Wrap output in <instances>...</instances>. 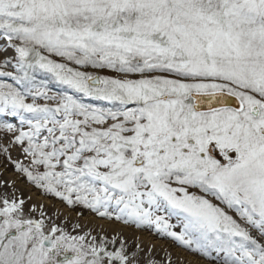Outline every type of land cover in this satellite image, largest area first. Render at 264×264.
I'll list each match as a JSON object with an SVG mask.
<instances>
[{
  "label": "snow or ice",
  "instance_id": "obj_1",
  "mask_svg": "<svg viewBox=\"0 0 264 264\" xmlns=\"http://www.w3.org/2000/svg\"><path fill=\"white\" fill-rule=\"evenodd\" d=\"M0 61L28 183L214 264H264V0H0ZM79 227L0 191V264H138Z\"/></svg>",
  "mask_w": 264,
  "mask_h": 264
},
{
  "label": "rangeland",
  "instance_id": "obj_2",
  "mask_svg": "<svg viewBox=\"0 0 264 264\" xmlns=\"http://www.w3.org/2000/svg\"><path fill=\"white\" fill-rule=\"evenodd\" d=\"M2 62V61H0ZM7 70L11 71V68H8ZM8 82H11L10 80ZM52 91L53 92H60L62 89L59 86L52 85ZM14 139V135L12 133H5L3 131H0V146H8L10 149V156L11 160L7 158V155L3 152H0V191L4 192H16L17 195L22 196L26 199L28 203L27 198H33V199H39L40 203L35 204L37 206L43 205L45 210L47 211V214L51 216L57 224H66L68 228L71 230V228L74 225H79V229H77L80 232H92L93 235L100 234V235H106L103 231L99 230L97 228V225H82L81 221L85 219H91L92 221H106V225L108 228L112 229L114 227H125L128 232H130V237L123 238V236L118 234H111L106 235L109 238L113 236H117L120 239H122L126 247L129 251V253H135L139 248L140 245L137 243L135 236L140 237L144 235H151L152 238L155 240H163L169 245L175 247V249H178L183 252H187L193 256H196L197 258L204 261L205 264H214V262L210 261L208 258L202 257L199 253L193 252L191 249L186 248L185 246L180 245L178 242L173 241L171 238H165L158 234L154 229H148V228H136L133 225H125L122 222L119 221H109L107 219H102L98 216H96L94 213H91L90 211L86 209H81L79 206L75 209L69 208L66 204H64L62 201H60L58 198H53L51 196L43 194L41 189L36 188L34 185L27 182L25 177L18 173L12 161H19L25 165L29 164V160L25 158L24 153L22 152V149L19 145L12 144L11 141ZM10 176L12 180V184H8L5 182V178ZM195 191V190H193ZM83 212V215H79L80 212ZM175 223V221H173ZM112 227V228H111ZM133 236V237H132ZM132 237V238H131ZM145 254L143 257L137 258L138 264H149L150 260H155L158 262V264H166V262L170 259L171 264H176V256L170 257H164L160 258L158 256H154L151 258H147L149 256L148 251L144 252Z\"/></svg>",
  "mask_w": 264,
  "mask_h": 264
},
{
  "label": "bare ground",
  "instance_id": "obj_3",
  "mask_svg": "<svg viewBox=\"0 0 264 264\" xmlns=\"http://www.w3.org/2000/svg\"><path fill=\"white\" fill-rule=\"evenodd\" d=\"M7 182L9 185L12 184L11 177L8 176L4 180ZM28 199V198H27ZM40 201L39 199H28V205L32 204H39ZM41 204V203H40ZM82 225H97V228L101 231L104 232L106 235H111V234H118L123 236V238H128L130 237V232L125 229V227H114L112 229L108 228L106 225V221H92L91 219H85L81 221ZM133 237V236H132ZM131 237V238H132ZM135 239L137 243L140 245V248L135 252L136 254V259L143 257L145 254V251H148L149 256L147 258H151L154 256H158L160 258L164 257H172L176 256V264H205L204 261L201 259L197 258L196 256H193L187 252L180 251L178 249H175V247L169 245L163 240H155L153 239L151 235H144L140 237H136Z\"/></svg>",
  "mask_w": 264,
  "mask_h": 264
}]
</instances>
